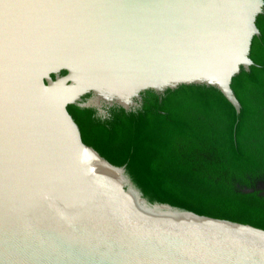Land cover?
Masks as SVG:
<instances>
[{"label": "water", "instance_id": "95a60500", "mask_svg": "<svg viewBox=\"0 0 264 264\" xmlns=\"http://www.w3.org/2000/svg\"><path fill=\"white\" fill-rule=\"evenodd\" d=\"M0 264H264V0H0Z\"/></svg>", "mask_w": 264, "mask_h": 264}]
</instances>
